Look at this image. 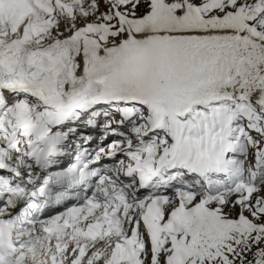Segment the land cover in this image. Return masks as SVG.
Masks as SVG:
<instances>
[{"label":"snow or ice","instance_id":"snow-or-ice-1","mask_svg":"<svg viewBox=\"0 0 264 264\" xmlns=\"http://www.w3.org/2000/svg\"><path fill=\"white\" fill-rule=\"evenodd\" d=\"M0 264H264V0H0Z\"/></svg>","mask_w":264,"mask_h":264}]
</instances>
